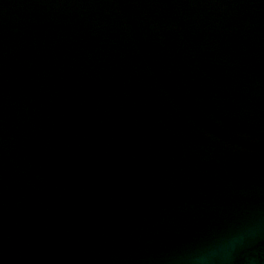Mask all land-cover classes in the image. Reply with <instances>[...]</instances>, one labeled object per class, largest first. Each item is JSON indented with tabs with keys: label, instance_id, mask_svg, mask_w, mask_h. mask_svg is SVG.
<instances>
[{
	"label": "water",
	"instance_id": "1",
	"mask_svg": "<svg viewBox=\"0 0 264 264\" xmlns=\"http://www.w3.org/2000/svg\"><path fill=\"white\" fill-rule=\"evenodd\" d=\"M229 244L264 264V0H0V264Z\"/></svg>",
	"mask_w": 264,
	"mask_h": 264
},
{
	"label": "clouds",
	"instance_id": "2",
	"mask_svg": "<svg viewBox=\"0 0 264 264\" xmlns=\"http://www.w3.org/2000/svg\"><path fill=\"white\" fill-rule=\"evenodd\" d=\"M234 247L235 245L233 244L226 245L222 249V251L214 257L215 264H217L218 261L225 262V264H227V262H230L231 259L233 258L232 252L234 250ZM255 259H258V258H255ZM204 264H210V261L207 258H205Z\"/></svg>",
	"mask_w": 264,
	"mask_h": 264
}]
</instances>
